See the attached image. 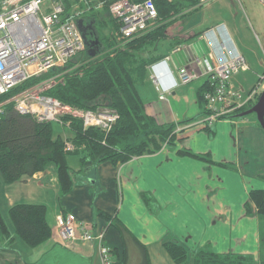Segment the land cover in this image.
<instances>
[{"label":"crops","instance_id":"1","mask_svg":"<svg viewBox=\"0 0 264 264\" xmlns=\"http://www.w3.org/2000/svg\"><path fill=\"white\" fill-rule=\"evenodd\" d=\"M217 28H177V36L157 45L155 55L163 59L156 63L163 61L160 71L165 74L159 86L170 91L166 100L159 99L160 92L151 82L159 73L156 69L148 70L149 83L140 88L146 113L159 124L177 127L175 147H164L126 164L103 163L89 174L81 173L79 165L77 170L71 169L74 187L65 196L59 192L54 167L7 185L10 190L19 184L35 188L37 201L31 202L48 206L51 237L39 247L29 248L10 230L16 240L10 245L0 242V264H101L98 242L68 247L60 243V215L91 226L94 233L104 232V242L113 250L112 261L117 264H140V246L146 249L150 264H178L166 252L167 243L186 248L189 256L183 264H194L193 253L201 249L248 255L255 264H264V216H259L253 205L251 214L246 210L250 192L264 190V131L247 119L218 122L213 137L197 126L204 118L198 92L206 75L195 60L212 57L219 63L230 58L229 51L220 50L226 41L224 34H207ZM231 39L245 58L239 44ZM180 68L193 71L197 79L181 85ZM181 149L207 155L212 163L181 157L177 155ZM5 197L8 208L17 204L8 192ZM111 221L122 227L123 234Z\"/></svg>","mask_w":264,"mask_h":264},{"label":"trees","instance_id":"2","mask_svg":"<svg viewBox=\"0 0 264 264\" xmlns=\"http://www.w3.org/2000/svg\"><path fill=\"white\" fill-rule=\"evenodd\" d=\"M64 1L67 11H71L75 0ZM88 1L91 4V12L85 13L81 20L86 26L94 29L96 42L99 43L94 45L93 49L87 46L83 53L72 59L64 68L54 69L40 77L32 78L0 97V104L28 88L60 76L55 85L44 93L46 96L83 110L97 111L109 108L118 113L119 119L109 132L97 128L86 129L81 121L71 120L69 128L61 127L70 132V137L65 140L61 136H55L53 123L40 124L29 116L19 115L15 112L13 103H9L5 115L0 118V174L6 185L24 182L35 174L54 167L59 192L65 196L74 187L69 164L71 156L78 158L80 172L89 174L93 167L100 164H126L134 158L154 155L164 147L173 148L178 141L179 132L174 124H159L154 117L146 113L140 88L146 87L149 83L148 67L163 59V56L155 53L156 46L168 38L167 26L182 12L189 14L200 9L197 0L179 2L154 0L159 15L156 28L133 40L126 42L121 40L122 43L117 41L118 24L113 19L110 18V22L106 24L95 20L103 11L109 13V6L117 0ZM100 4L102 8L97 10ZM99 27H102L101 31L100 29L98 31ZM103 30H109L111 34L103 35ZM86 40L91 45L88 39ZM150 47L156 49L148 51ZM96 49L97 55L91 57L90 51ZM206 91L207 82L198 92V102L204 116L207 115L204 101ZM259 97L260 95L257 96L254 105ZM254 105L237 112L234 116ZM245 118L247 117L239 119ZM239 119L231 118L230 121ZM257 125L260 127L258 122ZM201 130L210 137L214 136L211 127H202ZM67 143L73 146V151H66ZM177 155L212 163L209 156L194 154L188 149L179 150ZM251 205L256 208L259 216H264V190L250 192L246 204L248 214H251ZM8 213L16 237L29 248H37L51 237V228L46 220L47 208L44 205L16 204L9 208ZM110 224L123 234L121 226L112 221ZM15 240L0 211V242H7L10 245ZM164 247L174 262L183 264L187 261L189 252L181 244L167 243ZM140 249L142 255L140 264H150L146 249L143 246H140ZM193 255L194 264H255L254 258L248 255L217 254L206 249L198 250Z\"/></svg>","mask_w":264,"mask_h":264},{"label":"built area","instance_id":"3","mask_svg":"<svg viewBox=\"0 0 264 264\" xmlns=\"http://www.w3.org/2000/svg\"><path fill=\"white\" fill-rule=\"evenodd\" d=\"M75 1L68 12L64 0H0V97L32 78L64 68L86 50V40L78 22L85 13L91 12V4L88 0ZM212 1L197 0V6L203 7ZM257 2L264 8V0ZM101 8L102 4L96 9ZM109 13L118 24L119 37L125 42L155 29L159 19L154 0H117L109 6ZM217 32L224 34L226 41L220 44V50L229 51L230 58L219 63L212 57L211 60H195L198 67L205 69L208 84V91L204 93L207 115L197 123L200 128H213L218 122L230 121L237 112L254 105L257 96L264 90V75L248 94L237 88L232 78L249 70V67L224 26L207 34L218 37ZM162 66L163 61L150 65L148 70L156 69L159 72L151 77V82L160 92L159 99L164 101L170 91L161 90L159 86V80L165 75L160 71ZM178 73L184 86L197 79L196 73L187 68H180ZM59 77L28 88L1 103L0 118L5 115L6 106L13 103L15 112L29 116L40 124L53 123L69 128L71 120H79L86 129L111 131L119 119L116 111L109 108L97 111L73 108L44 94V87H52ZM65 149L68 152L74 150L70 143L66 144ZM57 221L58 237L63 246L98 242L101 264H114L112 249L104 242V232L94 233L91 226L77 222L70 215H60Z\"/></svg>","mask_w":264,"mask_h":264},{"label":"rangeland","instance_id":"4","mask_svg":"<svg viewBox=\"0 0 264 264\" xmlns=\"http://www.w3.org/2000/svg\"><path fill=\"white\" fill-rule=\"evenodd\" d=\"M109 14L110 13H104L103 11L98 19L95 20L101 21L104 24H106V22L109 23L110 18L112 19ZM172 20L173 22L166 28V36H169L167 38L168 40L160 42L162 44H164V42H169L170 37L177 36V28L205 31L207 29L225 26L231 37L239 44V47L244 52L245 60L249 65L247 73L241 72L232 78L234 84L240 91L242 90L241 92L244 94H248L257 87L259 78L264 75V8L257 0H213L190 14L182 12ZM101 28L102 27H99L98 31L99 29L101 31ZM109 30H103V35H110L111 33ZM118 36V33H116V37ZM117 41L120 43L123 42L119 37ZM93 48L94 47H92V49ZM155 49V47H150L148 51L152 52ZM50 88L51 87H44L43 90L46 92ZM245 119L257 123L255 115H250ZM53 130L55 136H61L62 139H65L70 134L69 130L62 129L57 124H53ZM69 164L73 170L79 168L77 157H70ZM13 188L16 189H8L0 174V211L11 231H14V227L8 213L9 208L5 194L8 192V195L15 201V204L25 203L27 201L30 203L25 204L35 203L31 201H37L35 196H38L34 187H26L25 185L19 184ZM18 242L21 244L23 243L21 241Z\"/></svg>","mask_w":264,"mask_h":264},{"label":"water","instance_id":"5","mask_svg":"<svg viewBox=\"0 0 264 264\" xmlns=\"http://www.w3.org/2000/svg\"><path fill=\"white\" fill-rule=\"evenodd\" d=\"M78 26H79V29L81 30L82 33L86 30L85 26L83 25V21L82 20H79ZM83 36H84V38L86 40L85 35H83ZM98 43L99 42H95L94 45H97ZM86 45L90 46V44L87 42V40H86ZM97 53H98V49H96L94 51L92 50V51H90V56L91 57H95L97 55ZM250 115H255L256 116L257 122L260 125V128L264 131V90L261 93V95H260L258 101L256 102V104L252 108H250L249 110L234 116L233 118L239 119V118L248 117Z\"/></svg>","mask_w":264,"mask_h":264},{"label":"flooded vegetation","instance_id":"6","mask_svg":"<svg viewBox=\"0 0 264 264\" xmlns=\"http://www.w3.org/2000/svg\"><path fill=\"white\" fill-rule=\"evenodd\" d=\"M86 30L83 32V35H85L86 39H88V41L92 44L90 45L91 47H94V43L96 42V37H95V33H94V29L90 26H86L84 24Z\"/></svg>","mask_w":264,"mask_h":264}]
</instances>
